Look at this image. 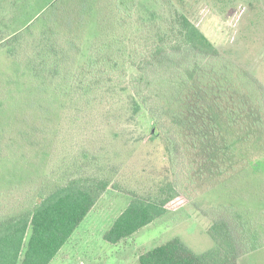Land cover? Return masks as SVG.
Listing matches in <instances>:
<instances>
[{"label":"trees","instance_id":"16d2710c","mask_svg":"<svg viewBox=\"0 0 264 264\" xmlns=\"http://www.w3.org/2000/svg\"><path fill=\"white\" fill-rule=\"evenodd\" d=\"M65 10V4H57L47 27L30 30L28 39L15 46V55L26 59L40 92L48 99H65L73 108L89 109L99 97L115 99L130 87V114L148 113L152 138H160L169 168L166 176L145 178L144 172L125 186L108 176L78 175L40 193L31 210L0 220V264H50L111 186L131 197L104 235L115 245L185 207L210 184L233 178L240 165L257 169L262 164L252 162L249 150L264 154V86L186 15L177 9L166 15L151 11L155 22L143 24L149 37L141 50L117 33L122 25L117 21L112 34L99 36L78 65L83 42ZM90 10L83 7V12ZM115 11L124 16L130 9L115 0ZM87 155L80 161L89 164ZM219 209L209 230L212 250L198 255L176 238L142 254L139 263L238 264L259 247V236L235 206Z\"/></svg>","mask_w":264,"mask_h":264},{"label":"rangeland","instance_id":"374dc122","mask_svg":"<svg viewBox=\"0 0 264 264\" xmlns=\"http://www.w3.org/2000/svg\"><path fill=\"white\" fill-rule=\"evenodd\" d=\"M121 2L130 9L124 16L116 15L115 0H0V220L31 210L40 193L78 175L108 176L125 186L135 184L144 172L145 178L166 176L169 168L160 138H152L148 113L130 114V87L119 90L115 99L99 97L89 109L73 108L65 99H48L40 92L28 62L13 50L28 39L30 30L47 27L57 4L66 5L63 14L76 23V38L83 42L78 65L99 36L112 34L117 21L122 24L117 33L141 50L149 37L143 24L155 22L150 12L166 15L177 9L264 86V0ZM82 6L91 10L83 12ZM13 34L21 38L14 41ZM51 105L55 109L47 115ZM84 153L89 164L80 161ZM249 154L252 162H262L259 168L240 165L233 178L210 184V190L185 207L115 245L104 235L131 197L111 186L50 264H140L142 254L176 238L195 254H204L215 247L209 236L213 216L226 205L235 206L259 236V247L238 264H264V154L251 148Z\"/></svg>","mask_w":264,"mask_h":264}]
</instances>
